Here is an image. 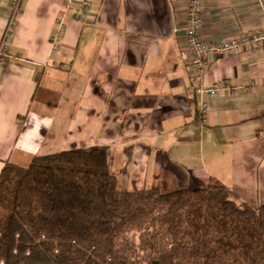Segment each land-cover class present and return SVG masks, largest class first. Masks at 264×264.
Listing matches in <instances>:
<instances>
[{
	"label": "crops",
	"instance_id": "1",
	"mask_svg": "<svg viewBox=\"0 0 264 264\" xmlns=\"http://www.w3.org/2000/svg\"><path fill=\"white\" fill-rule=\"evenodd\" d=\"M187 6L22 0L0 67V173L7 162L108 145L120 190L172 191L215 177L264 204V40L212 57L204 81L218 92L202 116L180 29ZM12 9L13 0H0V42ZM259 30L264 0H204L205 41Z\"/></svg>",
	"mask_w": 264,
	"mask_h": 264
},
{
	"label": "trees",
	"instance_id": "2",
	"mask_svg": "<svg viewBox=\"0 0 264 264\" xmlns=\"http://www.w3.org/2000/svg\"><path fill=\"white\" fill-rule=\"evenodd\" d=\"M0 264H264V204L215 177L120 190L108 145L36 155L0 173Z\"/></svg>",
	"mask_w": 264,
	"mask_h": 264
},
{
	"label": "built area",
	"instance_id": "3",
	"mask_svg": "<svg viewBox=\"0 0 264 264\" xmlns=\"http://www.w3.org/2000/svg\"><path fill=\"white\" fill-rule=\"evenodd\" d=\"M21 2L22 0H13L12 13L0 42V67L6 64L9 38L13 34ZM203 2L204 0H188L185 22L183 27L180 28L185 32L186 47L190 54L189 68L195 82L196 91L201 96L200 112L202 116L208 112V98L218 92V88L210 87L204 81L211 65L212 57L227 54L235 55L243 49L254 46L261 47L264 40V30H259L248 35L241 34L223 40L205 41L202 37ZM84 9L87 11L90 9V5L87 2L84 3ZM57 25L61 33L65 27L64 18H59ZM60 33L53 36L54 40L60 37ZM57 47L55 45V48ZM226 88L229 89L230 86L227 85Z\"/></svg>",
	"mask_w": 264,
	"mask_h": 264
}]
</instances>
